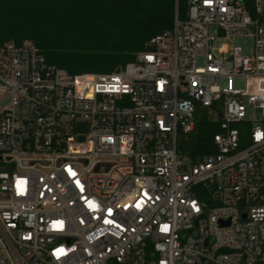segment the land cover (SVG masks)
I'll list each match as a JSON object with an SVG mask.
<instances>
[{
    "label": "built area",
    "instance_id": "2783aa9c",
    "mask_svg": "<svg viewBox=\"0 0 264 264\" xmlns=\"http://www.w3.org/2000/svg\"><path fill=\"white\" fill-rule=\"evenodd\" d=\"M150 45L82 75L2 50L0 264H264V0H190Z\"/></svg>",
    "mask_w": 264,
    "mask_h": 264
},
{
    "label": "trees",
    "instance_id": "16d2710c",
    "mask_svg": "<svg viewBox=\"0 0 264 264\" xmlns=\"http://www.w3.org/2000/svg\"><path fill=\"white\" fill-rule=\"evenodd\" d=\"M190 0H0V54L32 43L72 75L109 74L135 62L150 42L187 18ZM179 151L194 160L217 153L220 121L199 107Z\"/></svg>",
    "mask_w": 264,
    "mask_h": 264
},
{
    "label": "rangeland",
    "instance_id": "374dc122",
    "mask_svg": "<svg viewBox=\"0 0 264 264\" xmlns=\"http://www.w3.org/2000/svg\"><path fill=\"white\" fill-rule=\"evenodd\" d=\"M235 87L244 88L245 83L241 80H236L234 82ZM11 101L10 98L5 94H0V113L10 107Z\"/></svg>",
    "mask_w": 264,
    "mask_h": 264
}]
</instances>
